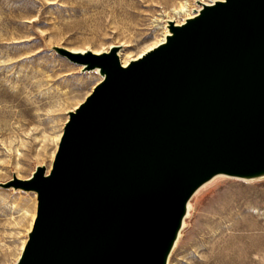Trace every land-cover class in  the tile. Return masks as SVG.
I'll return each instance as SVG.
<instances>
[{
  "label": "water",
  "instance_id": "1",
  "mask_svg": "<svg viewBox=\"0 0 264 264\" xmlns=\"http://www.w3.org/2000/svg\"><path fill=\"white\" fill-rule=\"evenodd\" d=\"M164 42L116 53L58 50L103 75L69 113L38 217L15 264H167L188 204L213 177L264 176V0L202 3Z\"/></svg>",
  "mask_w": 264,
  "mask_h": 264
},
{
  "label": "rangeland",
  "instance_id": "2",
  "mask_svg": "<svg viewBox=\"0 0 264 264\" xmlns=\"http://www.w3.org/2000/svg\"><path fill=\"white\" fill-rule=\"evenodd\" d=\"M200 1L214 0H0V182L50 171L70 111L102 79L58 48L141 50ZM190 203L167 264H264V178L215 176ZM37 217L35 191L0 185V264L16 263Z\"/></svg>",
  "mask_w": 264,
  "mask_h": 264
},
{
  "label": "bare ground",
  "instance_id": "3",
  "mask_svg": "<svg viewBox=\"0 0 264 264\" xmlns=\"http://www.w3.org/2000/svg\"><path fill=\"white\" fill-rule=\"evenodd\" d=\"M214 1H216V0H214ZM200 2H202V3H212V2H205V1H200ZM201 7H202V4H199V7L198 8H193V10L192 11H187V10H184V8L182 9V11H178L179 12V14L180 13H182L183 11H185V13H186V17L182 20V21H180V19H176V17H169V18H167V21L169 22L170 20H173L176 24H181V23H183L184 21H185V19L186 18H189V17H192V16H195V14H197L198 13V11L201 9ZM177 12V13H178ZM169 24V23H168ZM169 34V29L167 30V32H166V34H165V36L163 37V39L162 40H160L159 42H156V43H154V44H152V45H150V46H148V47H144V48H142L141 50H137V51H132V50H130L128 47H124V48H121L120 49V46L119 45H115V46H111L112 48L108 51H102V52H110L114 47H117V50H116V53H117V55H118V57H119V59H120V61H121V63L125 66V65H127L130 61H132V60H136V59H138V58H141L143 55H145L147 52H149L150 50H152L153 48H155L156 46H158L159 44H161L162 42H164L165 41V39H166V36ZM88 48V47H87ZM65 49H67V48H65ZM68 50V49H67ZM70 51V50H69ZM71 52H73V51H71ZM86 52H92V53H95V54H100V53H102L101 51H96V50H90V49H84V50H82V52H73V53H86ZM94 70H97L99 73H100V71H99V69L98 68H96V69H93V71ZM90 71V70H89ZM101 74V73H100ZM101 76H102V79H103V75L101 74ZM101 79V80H102ZM47 172H49L48 170H47ZM223 175H225V174H220V175H217V176H223ZM260 178H264V176H262V177H258V178H251V179H247V180H253V179H260ZM190 210H191V203L189 202V204H188V212H187V214H186V217H185V219H184V222H183V226H182V229L185 227V225H186V218L190 215ZM182 229L180 230V233H179V236H178V239L176 240V242H175V245H174V247H173V249L175 248V246H176V244H177V242H178V240H179V237H180V235H181V232H182ZM168 262H169V260H168Z\"/></svg>",
  "mask_w": 264,
  "mask_h": 264
}]
</instances>
